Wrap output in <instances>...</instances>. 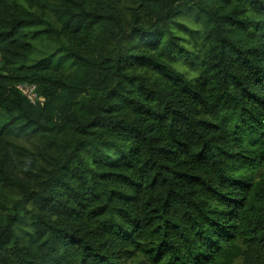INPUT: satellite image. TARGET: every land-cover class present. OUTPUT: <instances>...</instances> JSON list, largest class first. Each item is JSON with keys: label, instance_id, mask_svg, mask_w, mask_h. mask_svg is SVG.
I'll return each mask as SVG.
<instances>
[{"label": "trees", "instance_id": "1", "mask_svg": "<svg viewBox=\"0 0 264 264\" xmlns=\"http://www.w3.org/2000/svg\"><path fill=\"white\" fill-rule=\"evenodd\" d=\"M0 63L4 158L18 138L60 150L0 219V264L264 246V0H0Z\"/></svg>", "mask_w": 264, "mask_h": 264}, {"label": "rangeland", "instance_id": "2", "mask_svg": "<svg viewBox=\"0 0 264 264\" xmlns=\"http://www.w3.org/2000/svg\"><path fill=\"white\" fill-rule=\"evenodd\" d=\"M133 0H118V4L125 11ZM5 68L3 63H0ZM184 68V66H181ZM5 72V71H4ZM95 96L90 94L81 99V103ZM14 146H8V155L4 158L0 151V219L5 218L13 204L23 197L25 190H30L43 179L49 169L59 157L60 150L47 138L41 136L32 138H18L13 140ZM15 164L13 170L9 164ZM261 170L254 174L259 178ZM135 264H150L142 255L134 259ZM231 264H264V246H249L243 242L238 243V253Z\"/></svg>", "mask_w": 264, "mask_h": 264}, {"label": "built area", "instance_id": "3", "mask_svg": "<svg viewBox=\"0 0 264 264\" xmlns=\"http://www.w3.org/2000/svg\"><path fill=\"white\" fill-rule=\"evenodd\" d=\"M18 89L22 92L23 95H25L30 101L33 103H43L44 98L41 96H38L36 92V85L29 82L20 83L17 85Z\"/></svg>", "mask_w": 264, "mask_h": 264}]
</instances>
